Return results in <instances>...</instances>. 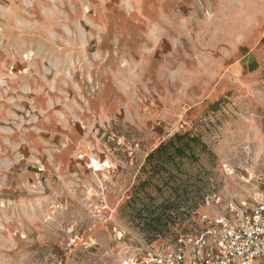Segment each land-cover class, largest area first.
I'll return each instance as SVG.
<instances>
[{
	"label": "rangeland",
	"instance_id": "obj_1",
	"mask_svg": "<svg viewBox=\"0 0 264 264\" xmlns=\"http://www.w3.org/2000/svg\"><path fill=\"white\" fill-rule=\"evenodd\" d=\"M175 133L194 157L146 159ZM246 164L264 174V0H0V264H55L76 226L120 248L172 212L165 238L246 195Z\"/></svg>",
	"mask_w": 264,
	"mask_h": 264
},
{
	"label": "built area",
	"instance_id": "obj_2",
	"mask_svg": "<svg viewBox=\"0 0 264 264\" xmlns=\"http://www.w3.org/2000/svg\"><path fill=\"white\" fill-rule=\"evenodd\" d=\"M238 181L246 195L207 194L202 211L183 210L185 222L172 225L165 238L116 232L120 248L100 253L95 226H76L61 252L52 253L55 264H264V174L246 164Z\"/></svg>",
	"mask_w": 264,
	"mask_h": 264
},
{
	"label": "trees",
	"instance_id": "obj_3",
	"mask_svg": "<svg viewBox=\"0 0 264 264\" xmlns=\"http://www.w3.org/2000/svg\"><path fill=\"white\" fill-rule=\"evenodd\" d=\"M200 144L201 143L199 139L195 136H191L188 133H175L166 142L161 143L152 152H150L146 159L150 160L156 154L165 155V158L167 159L166 161H173L175 158H183L187 156L194 157V148L199 146ZM172 214V212L167 215L160 214V216H158L154 220H148V229L161 233L163 228L167 226V223L171 221Z\"/></svg>",
	"mask_w": 264,
	"mask_h": 264
},
{
	"label": "bare ground",
	"instance_id": "obj_4",
	"mask_svg": "<svg viewBox=\"0 0 264 264\" xmlns=\"http://www.w3.org/2000/svg\"><path fill=\"white\" fill-rule=\"evenodd\" d=\"M92 169L94 170V171H98V170H100L101 168H100V166L98 165V164H96V162L95 163H93L92 164ZM105 211L106 210V208H105V206H101V209L100 210H98L97 212L98 213H101V211ZM105 214H107V216H108V220L109 219H111V213L110 212H108L107 213V211H105Z\"/></svg>",
	"mask_w": 264,
	"mask_h": 264
}]
</instances>
